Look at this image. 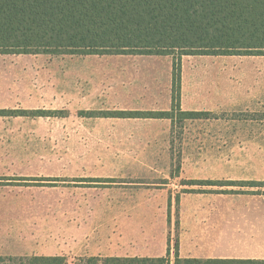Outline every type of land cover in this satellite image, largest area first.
<instances>
[{"label": "rangeland", "instance_id": "rangeland-1", "mask_svg": "<svg viewBox=\"0 0 264 264\" xmlns=\"http://www.w3.org/2000/svg\"><path fill=\"white\" fill-rule=\"evenodd\" d=\"M116 59L0 54V109L55 112L0 115V257L83 264L114 252L126 221L177 223L185 197L264 202V56L187 60L211 89L184 107L212 113L174 123L105 116L171 107L172 58L167 77Z\"/></svg>", "mask_w": 264, "mask_h": 264}, {"label": "trees", "instance_id": "trees-1", "mask_svg": "<svg viewBox=\"0 0 264 264\" xmlns=\"http://www.w3.org/2000/svg\"><path fill=\"white\" fill-rule=\"evenodd\" d=\"M0 54L170 55L174 58L171 111H117L105 116L167 118L173 123L177 114L181 120L198 119L210 113L181 109L182 57L264 56V0H0ZM31 112L55 113L0 109V115ZM65 261L60 256L0 257V264ZM212 262L181 257L176 242L174 264ZM87 264H171V247L165 257H91Z\"/></svg>", "mask_w": 264, "mask_h": 264}, {"label": "crops", "instance_id": "crops-1", "mask_svg": "<svg viewBox=\"0 0 264 264\" xmlns=\"http://www.w3.org/2000/svg\"><path fill=\"white\" fill-rule=\"evenodd\" d=\"M84 55V54H79ZM91 56V55H85ZM117 58L120 63L134 66L156 65V74L168 72L162 69V63L170 61V78L172 84L171 107L154 112L171 111L173 107V70L174 58L170 55H98ZM188 57V59H186ZM212 55H185L182 57L181 78V109L191 112L201 111L197 108H185L193 103V98H199L201 89H211L200 84L199 74L187 79L186 61L198 63L201 60L211 61ZM192 82L189 86L188 83ZM194 94V95H193ZM192 101V102H191ZM142 111L143 110H120ZM91 112V111H89ZM140 119V118H139ZM167 119V118H157ZM170 120V119H169ZM172 122V121H171ZM193 198H195L193 200ZM193 200V201H192ZM177 223L168 212L166 217L159 221H126L130 222L131 229H120L118 240L109 241L115 249L111 253H95L88 257L83 256V264L91 257H165L171 247V264H174L175 244L179 243V254L183 258H199L213 261L211 264H242L245 260L264 262V202L258 203H230L209 200H198L196 197H185L180 203ZM176 226H178L177 240ZM176 240V242H175ZM175 242V244H174ZM39 256L65 257V264H71L63 251L54 254H41ZM18 257V256H15ZM82 261V260H81Z\"/></svg>", "mask_w": 264, "mask_h": 264}]
</instances>
